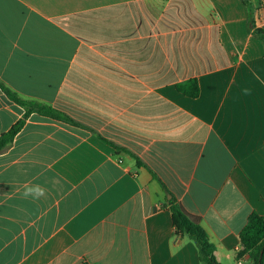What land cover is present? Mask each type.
<instances>
[{
	"label": "crops",
	"instance_id": "0c3cea01",
	"mask_svg": "<svg viewBox=\"0 0 264 264\" xmlns=\"http://www.w3.org/2000/svg\"><path fill=\"white\" fill-rule=\"evenodd\" d=\"M254 27L264 0H0V79L76 122L33 112L0 152V264H202L196 244L170 254L169 195L238 264L264 216ZM192 78L197 98L176 89ZM25 113L0 90V137Z\"/></svg>",
	"mask_w": 264,
	"mask_h": 264
},
{
	"label": "trees",
	"instance_id": "16d2710c",
	"mask_svg": "<svg viewBox=\"0 0 264 264\" xmlns=\"http://www.w3.org/2000/svg\"><path fill=\"white\" fill-rule=\"evenodd\" d=\"M254 35L264 43V30L262 28L254 27ZM176 89L190 98H197L200 94V86L196 78L178 83L176 85ZM0 90L3 91L12 101L26 109V113L23 118L15 123L7 133L0 137V152L4 151L11 145L16 135L24 127L28 116L33 112H37L41 115L63 121L71 125L76 124V122H74V120L66 114L51 106L31 102L21 98L17 93L7 87L1 79ZM100 138L116 150H121L120 147L114 145L103 137L100 136ZM137 164L140 165L141 162L137 160ZM153 176L159 180L156 174L153 173ZM162 185L166 189L163 183ZM171 197L172 198L168 201V203L170 205L172 221L176 233L178 235H184L186 233L195 241L202 264H219L214 255L215 246L211 243L206 231L202 227L200 219L186 212L183 206L178 203L176 198L173 196ZM240 239L242 249L238 252V258L248 255L251 260L255 261V264H264V216L257 212H253L248 219V223L240 233Z\"/></svg>",
	"mask_w": 264,
	"mask_h": 264
},
{
	"label": "clouds",
	"instance_id": "9594fccd",
	"mask_svg": "<svg viewBox=\"0 0 264 264\" xmlns=\"http://www.w3.org/2000/svg\"><path fill=\"white\" fill-rule=\"evenodd\" d=\"M253 76L257 80L260 79V77L255 72L253 73ZM243 91L245 95H251L250 89H244ZM46 191L47 190L40 184H25L22 197L24 199L31 198L32 200H38L41 197L45 196ZM189 243L193 245L196 244L188 234L185 233L182 238L175 235L173 241H170V254L176 255L181 246L187 245Z\"/></svg>",
	"mask_w": 264,
	"mask_h": 264
},
{
	"label": "built area",
	"instance_id": "2783aa9c",
	"mask_svg": "<svg viewBox=\"0 0 264 264\" xmlns=\"http://www.w3.org/2000/svg\"><path fill=\"white\" fill-rule=\"evenodd\" d=\"M238 264H243V257L238 259Z\"/></svg>",
	"mask_w": 264,
	"mask_h": 264
},
{
	"label": "water",
	"instance_id": "95a60500",
	"mask_svg": "<svg viewBox=\"0 0 264 264\" xmlns=\"http://www.w3.org/2000/svg\"><path fill=\"white\" fill-rule=\"evenodd\" d=\"M170 197H171V196L169 195V196H168V198H170ZM251 264H255V261H254V260H252Z\"/></svg>",
	"mask_w": 264,
	"mask_h": 264
}]
</instances>
